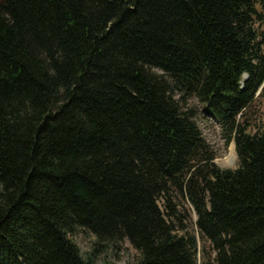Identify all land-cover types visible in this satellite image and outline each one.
Here are the masks:
<instances>
[{
  "label": "trees",
  "instance_id": "16d2710c",
  "mask_svg": "<svg viewBox=\"0 0 264 264\" xmlns=\"http://www.w3.org/2000/svg\"><path fill=\"white\" fill-rule=\"evenodd\" d=\"M263 82L264 0H0V264H264Z\"/></svg>",
  "mask_w": 264,
  "mask_h": 264
},
{
  "label": "rangeland",
  "instance_id": "374dc122",
  "mask_svg": "<svg viewBox=\"0 0 264 264\" xmlns=\"http://www.w3.org/2000/svg\"><path fill=\"white\" fill-rule=\"evenodd\" d=\"M160 70H158L159 72ZM179 94L177 95V98ZM186 104L188 108H192L194 112L195 122L205 139V141L211 146L215 153L214 162L220 168H234L237 166V155L234 148V143H225L222 135L220 123L209 113H207L195 96H188L185 101H181ZM249 124L248 130L251 132L264 131V88L257 92L256 96L245 109L244 115H242ZM192 219L195 216L192 214ZM77 246L81 251H91L94 247V236L86 232L79 231L73 237ZM201 243H198V249L201 248ZM97 262L99 264H128L133 263L137 257V251L130 245L128 241H124L122 247L106 249L101 248L97 251ZM206 258H202L201 252L198 253V264H214L213 256L214 251L206 242Z\"/></svg>",
  "mask_w": 264,
  "mask_h": 264
}]
</instances>
